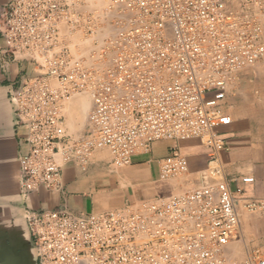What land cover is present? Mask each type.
<instances>
[{"label": "built area", "instance_id": "1", "mask_svg": "<svg viewBox=\"0 0 264 264\" xmlns=\"http://www.w3.org/2000/svg\"><path fill=\"white\" fill-rule=\"evenodd\" d=\"M95 1L0 2L1 68L8 60L32 65L8 94L15 124L26 131L20 195L60 191L62 168L84 170L102 149L121 169L154 142L199 140L210 162L199 185L180 194L85 214L26 210L37 264H264L257 250L244 261L230 257L242 213L263 204L245 198L240 185L232 189L218 161L225 149L218 129L231 123L223 109L229 83L264 58V0H236V7L233 0H100L113 32L101 59L92 42L89 64L71 36L96 31ZM106 54L110 62L99 70ZM84 91L92 107L76 134L64 103ZM187 172L186 157L172 149L158 178Z\"/></svg>", "mask_w": 264, "mask_h": 264}, {"label": "crops", "instance_id": "2", "mask_svg": "<svg viewBox=\"0 0 264 264\" xmlns=\"http://www.w3.org/2000/svg\"><path fill=\"white\" fill-rule=\"evenodd\" d=\"M5 1L0 0L1 3ZM2 45L0 39V48ZM8 63V68L2 69L0 56L1 253L22 254L24 260L36 264L33 240L23 217L26 209L69 210L85 214L119 209L171 195L176 188L171 182L159 180L158 173L160 160L172 149L186 157L188 162L189 176L180 188L199 185L198 175L207 169L210 162L206 147L199 140L157 141L148 152L135 155L127 167L107 173L100 166H104L110 156L96 152L84 170L74 164H66L62 168L60 191L39 189L27 197L20 196L19 157L25 150L26 131L15 124L8 94L32 70V65L19 60H8ZM233 80L236 81L235 86L223 101V109L230 105L232 113L225 112L231 116L230 125L218 129L225 142V149L219 153L218 161L224 179L232 189L240 185L245 198L261 200L263 210L255 213L254 218L243 221L242 226L246 233L252 235L250 246L253 250L250 253L256 250L264 253V82L259 80L258 72L254 69L239 72ZM248 97L249 105L246 104ZM247 176L253 177L254 181L241 184L240 179ZM159 185L166 188L165 192L159 193ZM239 233L241 239L243 231L239 230Z\"/></svg>", "mask_w": 264, "mask_h": 264}, {"label": "bare ground", "instance_id": "3", "mask_svg": "<svg viewBox=\"0 0 264 264\" xmlns=\"http://www.w3.org/2000/svg\"><path fill=\"white\" fill-rule=\"evenodd\" d=\"M235 2V3H234ZM102 4V5H101ZM232 7H234V4H236V0H233ZM90 9L96 13V22L99 24L97 26L96 31L93 33L91 37H85L81 36V34H76L74 33V37L71 36L72 38V44L74 47L77 48L78 51V56L81 58H86L88 60V63L90 64L91 59H88L87 56L91 54L93 51L92 47V42L95 41L97 43V47H95L98 59H101L100 57V49L102 46L105 45L107 39L109 38L110 33L112 31L111 26H108V17L104 10L102 9L103 3L98 0L97 2L95 1L94 3H91ZM92 7V8H91ZM236 7V6H235ZM95 10V11H94ZM113 32V31H112ZM100 62H98L97 66L99 70H103L106 65L110 62L108 54H106ZM99 61V60H98ZM73 98H70L72 100H68L67 102L64 103V112H66V109L69 107L68 111L66 112V124L67 128H75L77 125L82 126V123L85 121V118L90 111V108L92 107V100H91V95L87 91L76 93L72 95ZM68 103V106L66 105ZM67 107V108H66ZM68 115V116H67ZM230 116V115H229ZM231 117V116H230ZM68 119V120H67ZM78 127V128H79ZM74 130V129H73ZM76 131V130H75ZM73 132V131H71ZM77 134V133H76ZM243 231V228L240 229ZM238 241H236L237 243ZM229 249L231 250L230 256L233 258H238V250L235 249L234 246L230 244Z\"/></svg>", "mask_w": 264, "mask_h": 264}, {"label": "rangeland", "instance_id": "4", "mask_svg": "<svg viewBox=\"0 0 264 264\" xmlns=\"http://www.w3.org/2000/svg\"><path fill=\"white\" fill-rule=\"evenodd\" d=\"M235 3V2H234ZM236 6V4H234V7ZM110 33H112V31L110 32ZM250 70H252V69H254V70H256L257 72H258V76H259V80L261 81V82H264V58L262 59V60H260L258 63H256L253 67H251V68H249ZM248 70V69H247ZM235 82L236 81H234V80H232L230 83H229V86H228V93L230 92V90L235 86ZM234 83V84H233ZM71 98H73V97H71ZM209 97H206V99H208ZM70 100H72V99H70ZM247 103L246 104H250V97H248L247 99ZM226 101V100H225ZM68 103H69V101H68ZM68 103L66 104L67 106H68ZM230 107V105H228V107H225L224 108V112H227V113H232V109L231 108H229ZM250 107V106H249ZM67 108V107H66ZM68 109H69V107L66 109V112L68 111ZM91 109V108H90ZM90 112V111H89ZM89 112H88V114H89ZM88 114H87V116H88ZM68 116V115H67ZM87 116H86V118H85V121L82 123V126L80 125V127H79V125H77L75 128H70L69 129V127H68V129L70 130V131H73L74 133H81L82 131H83V129H84V127H85V125H86V120H87ZM68 120V119H67ZM79 127V128H78ZM74 129V130H73ZM76 130V131H75ZM98 153V152H102V153H108V155L110 156V154H109V152L106 150V149H102V150H97V151H94L93 153H92V155L90 156V158H89V160H88V162L90 161V160H92V157H93V154L94 153ZM96 153V154H97ZM95 154V155H96ZM104 157V156H103ZM139 158H143L142 156H140ZM110 160H111V158H109L108 159V161H107V163H105V165L104 166H100L104 171H106L107 173H111V172H113V171H116V170H118V169H114V168H112L111 167V165H110ZM104 161H106V159L104 160ZM206 173L205 172H203V173H200L199 175H198V179H199V181L201 182L202 181V179L206 176L205 175ZM188 172L185 174V175H181V176H177V177H175V178H172V179H170V180H168V181H166V182H171L172 183V185L176 188V190L172 193V194H180V193H182V192H184V191H187V190H191V189H193L195 186H192V187H189V188H180L181 186H182V183L184 182V180H186L187 178H188ZM180 188V189H179ZM165 190H166V188L165 187H163V185H159L158 186V191H159V193H163V192H165ZM254 215L255 214H249V213H247V214H245L243 217L241 216L240 217V220H241V229L243 228V226H242V222L243 221H248V220H250V219H252V218H254ZM242 231V230H241ZM240 233H239V230H238V233L236 234V237L234 238V240L231 242V245L232 246H234L235 247V249L236 250H238V258H233V257H231V259L233 260V261H244L246 258H247V255L250 253V252H252V248H251V246H250V244H251V237H252V235H250V234H248V233H246L244 230H243V233H242V238L241 239H239V235ZM236 241H238L237 243H236ZM232 250V249H231Z\"/></svg>", "mask_w": 264, "mask_h": 264}, {"label": "water", "instance_id": "5", "mask_svg": "<svg viewBox=\"0 0 264 264\" xmlns=\"http://www.w3.org/2000/svg\"><path fill=\"white\" fill-rule=\"evenodd\" d=\"M18 191H19V185H18ZM19 193H20V191H19ZM26 210H24V215H23L25 220H26V218H25ZM26 223H27V221H26ZM27 228H28V224H27ZM28 232H29V228H28ZM29 234H30V232H29ZM32 244H33V248H34V252H35V258H36V264H37V254H36V249H35L33 241H32ZM0 264H30V262L28 261V259L24 260L22 254H15V253L9 254V253H1L0 252Z\"/></svg>", "mask_w": 264, "mask_h": 264}]
</instances>
